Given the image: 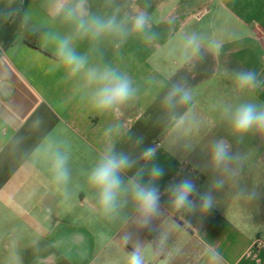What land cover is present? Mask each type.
<instances>
[{"label": "crops", "instance_id": "obj_1", "mask_svg": "<svg viewBox=\"0 0 264 264\" xmlns=\"http://www.w3.org/2000/svg\"><path fill=\"white\" fill-rule=\"evenodd\" d=\"M140 13L142 33L93 38L77 28L81 16H115L130 29ZM263 30L264 0H0V244H14L9 255L30 248L22 260L37 264H128L138 250L144 264H264V132L235 134L227 114L245 103L264 108ZM191 36L198 52L186 47ZM65 39L86 57L84 71L58 57ZM89 67L128 76L135 96L118 111L98 110ZM245 71L256 82L241 90L235 77ZM177 84L190 100L168 107ZM218 142L232 157L224 167L211 161ZM57 151L68 156L65 183L53 177ZM109 151L134 163L122 175L129 191L106 212L88 177ZM153 166L163 169L155 180ZM133 177L158 188L155 215L138 210ZM183 179L196 185L193 210L170 198Z\"/></svg>", "mask_w": 264, "mask_h": 264}, {"label": "clouds", "instance_id": "obj_2", "mask_svg": "<svg viewBox=\"0 0 264 264\" xmlns=\"http://www.w3.org/2000/svg\"><path fill=\"white\" fill-rule=\"evenodd\" d=\"M74 17H76V10L69 8L67 18L72 19ZM147 24V18L143 13L132 18L130 29L125 27V21L118 22L115 16L107 19L100 17L85 19L81 16L78 18L77 28L83 31L85 35L96 38L105 33L120 36L127 35L129 32L142 33ZM186 47L191 48L193 53L198 52L200 49L199 39L196 36L188 37ZM57 55L73 74L80 73L86 68V57L77 54L67 39L60 41ZM86 76L88 83L95 85L91 102L100 111H118L121 105L135 96L136 89L132 86L131 79L119 73L116 69L104 68L101 70L89 67L86 70ZM255 82L256 75L252 71L236 74L235 84L241 90L254 86ZM189 100L188 91L177 84L164 97V104L168 107H175L187 103ZM227 114L235 134L243 136V134L253 129L264 132V108H258L252 103H245L234 110L228 111ZM144 156L150 160L153 156V150L147 149ZM231 159L226 144L218 142L213 145L211 161L214 166L224 167ZM67 161V154L58 151L54 154L52 172L55 182H67L69 178ZM133 163L127 155L109 151L102 154L96 166L92 169L88 181L97 190L98 202L104 211L113 210L121 192L129 191V188L124 186L122 175L133 166ZM150 175L152 180H155L163 175V169L159 166H153ZM129 186L132 198L135 200L142 216L148 218L155 215L159 209L160 196L158 188L153 183L142 184L135 177L129 180ZM169 191L172 203L177 209L193 210L195 208L196 203L191 197L196 194L197 189L191 180L183 179L171 185ZM199 199L203 207H211L212 197L210 194H201ZM128 264H144L143 257L138 250H134L129 254Z\"/></svg>", "mask_w": 264, "mask_h": 264}, {"label": "rangeland", "instance_id": "obj_3", "mask_svg": "<svg viewBox=\"0 0 264 264\" xmlns=\"http://www.w3.org/2000/svg\"><path fill=\"white\" fill-rule=\"evenodd\" d=\"M223 133V132H222ZM5 244H0V264H20V261L22 260V257L27 255V254H30L31 250L32 249H28V251H23V253H20L19 254V258H16V256L14 255L12 257V255H9V253L11 251H13V248L10 249L11 247L10 246H14V244H7L5 246L9 247L6 251H4L3 247H4ZM34 256L36 257H44L46 254H47V251H45V249L43 248V246L41 245V247H35L34 248ZM36 258L34 257L33 259L32 258H23L22 261H24V264H37L36 263ZM63 262L60 261V264H62Z\"/></svg>", "mask_w": 264, "mask_h": 264}, {"label": "built area", "instance_id": "obj_4", "mask_svg": "<svg viewBox=\"0 0 264 264\" xmlns=\"http://www.w3.org/2000/svg\"><path fill=\"white\" fill-rule=\"evenodd\" d=\"M254 27L256 29H259L260 30V24L259 23H254ZM261 35H262V38H263V44H264V30L261 31Z\"/></svg>", "mask_w": 264, "mask_h": 264}, {"label": "trees", "instance_id": "obj_5", "mask_svg": "<svg viewBox=\"0 0 264 264\" xmlns=\"http://www.w3.org/2000/svg\"><path fill=\"white\" fill-rule=\"evenodd\" d=\"M32 37H33V39H32V38H31V39L34 41V40H35V35H34V36H32Z\"/></svg>", "mask_w": 264, "mask_h": 264}]
</instances>
